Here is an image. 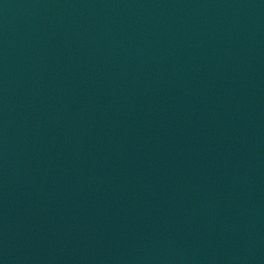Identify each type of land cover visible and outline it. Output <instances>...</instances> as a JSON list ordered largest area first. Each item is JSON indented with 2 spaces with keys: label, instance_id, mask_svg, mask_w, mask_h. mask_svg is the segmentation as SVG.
Segmentation results:
<instances>
[{
  "label": "water",
  "instance_id": "water-1",
  "mask_svg": "<svg viewBox=\"0 0 264 264\" xmlns=\"http://www.w3.org/2000/svg\"><path fill=\"white\" fill-rule=\"evenodd\" d=\"M0 264H264V0H0Z\"/></svg>",
  "mask_w": 264,
  "mask_h": 264
}]
</instances>
